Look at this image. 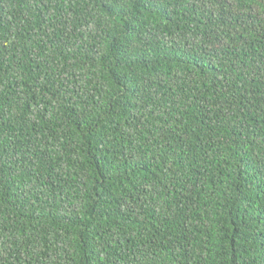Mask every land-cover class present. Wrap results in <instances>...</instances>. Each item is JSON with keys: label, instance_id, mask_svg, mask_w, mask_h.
Segmentation results:
<instances>
[{"label": "trees", "instance_id": "obj_1", "mask_svg": "<svg viewBox=\"0 0 264 264\" xmlns=\"http://www.w3.org/2000/svg\"><path fill=\"white\" fill-rule=\"evenodd\" d=\"M0 264H264V0H0Z\"/></svg>", "mask_w": 264, "mask_h": 264}]
</instances>
